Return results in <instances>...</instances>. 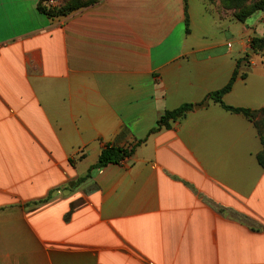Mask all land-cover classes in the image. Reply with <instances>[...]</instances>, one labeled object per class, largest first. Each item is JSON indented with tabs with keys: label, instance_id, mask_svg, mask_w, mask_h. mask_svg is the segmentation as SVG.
<instances>
[{
	"label": "crops",
	"instance_id": "crops-1",
	"mask_svg": "<svg viewBox=\"0 0 264 264\" xmlns=\"http://www.w3.org/2000/svg\"><path fill=\"white\" fill-rule=\"evenodd\" d=\"M43 1L0 0V264H264L262 141L209 96L264 11L56 0L77 6L49 16ZM223 99L264 107L260 56ZM107 144L133 152L95 167Z\"/></svg>",
	"mask_w": 264,
	"mask_h": 264
},
{
	"label": "trees",
	"instance_id": "trees-1",
	"mask_svg": "<svg viewBox=\"0 0 264 264\" xmlns=\"http://www.w3.org/2000/svg\"><path fill=\"white\" fill-rule=\"evenodd\" d=\"M49 0H44V3H41L40 9L47 13L49 16L55 15H66L71 12L77 4H68V5H60L56 7H51L48 4ZM223 5L229 9H233V15L241 20L245 21L249 18L252 14L257 11H264V0H221ZM83 4V2H81ZM187 24H188V17H187ZM188 28V27H187ZM253 55H260L262 58V63L264 64V34L262 36H253L250 41V51L246 53L245 57L238 61V67L234 71V74L228 84L223 88L213 91L209 94L210 98L219 102L225 109L243 113L245 114L251 121H253L257 131L260 135L263 148L258 154V159L260 164L264 167V159L262 158V153H264V127L261 129L259 127V123L256 122L255 116L256 115H264V107L260 109H250L244 107H235L232 105H228L224 102V95L229 92L233 84L237 78L241 65H250V58ZM241 76L245 78L247 76V72L244 71ZM193 104L186 103L181 105L180 107L165 111L157 121V127L153 130H157L164 126H169L171 120H176L185 116L190 110H192ZM133 152V149L128 150L126 148H122L119 146H115L113 144H107L101 151L99 155V160L96 163L95 167H102L107 165L108 163H119Z\"/></svg>",
	"mask_w": 264,
	"mask_h": 264
},
{
	"label": "rangeland",
	"instance_id": "rangeland-1",
	"mask_svg": "<svg viewBox=\"0 0 264 264\" xmlns=\"http://www.w3.org/2000/svg\"><path fill=\"white\" fill-rule=\"evenodd\" d=\"M232 12H233V9H232ZM264 34V31H263V33L262 34H259V35H256V36H262ZM255 36V35H254ZM260 56V55H259ZM261 57V56H260ZM249 66L250 65H244V68L246 69V70H248L249 69ZM255 120H256V122H258L259 123V127L261 128V129H263V127H264V115H256L255 116ZM263 155H262V158L264 159V153H262Z\"/></svg>",
	"mask_w": 264,
	"mask_h": 264
},
{
	"label": "built area",
	"instance_id": "built-area-1",
	"mask_svg": "<svg viewBox=\"0 0 264 264\" xmlns=\"http://www.w3.org/2000/svg\"><path fill=\"white\" fill-rule=\"evenodd\" d=\"M48 4H49L51 7H53V6H59V5L57 4L56 0H50V1L48 2Z\"/></svg>",
	"mask_w": 264,
	"mask_h": 264
},
{
	"label": "water",
	"instance_id": "water-1",
	"mask_svg": "<svg viewBox=\"0 0 264 264\" xmlns=\"http://www.w3.org/2000/svg\"><path fill=\"white\" fill-rule=\"evenodd\" d=\"M197 106H201V105H197ZM197 106H196V107H197Z\"/></svg>",
	"mask_w": 264,
	"mask_h": 264
}]
</instances>
